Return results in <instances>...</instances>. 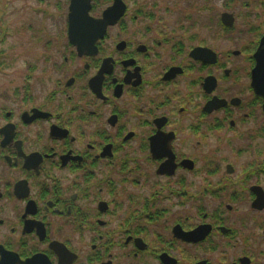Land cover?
I'll return each instance as SVG.
<instances>
[{
  "label": "flooded vegetation",
  "instance_id": "obj_1",
  "mask_svg": "<svg viewBox=\"0 0 264 264\" xmlns=\"http://www.w3.org/2000/svg\"><path fill=\"white\" fill-rule=\"evenodd\" d=\"M56 3L51 89L0 51V264H264V0Z\"/></svg>",
  "mask_w": 264,
  "mask_h": 264
},
{
  "label": "rangeland",
  "instance_id": "obj_2",
  "mask_svg": "<svg viewBox=\"0 0 264 264\" xmlns=\"http://www.w3.org/2000/svg\"><path fill=\"white\" fill-rule=\"evenodd\" d=\"M56 2L57 0H0V51L3 49L9 56L22 57V63L18 62L22 66L20 71L14 68L13 73H24L25 87L52 88V72L49 73L50 63L47 61L48 57H52V45L61 40L57 30L52 31V14H56V20L60 18L59 12L55 10ZM242 26L237 21V27ZM29 66L32 67L31 70L27 69ZM6 72L9 73L10 70ZM28 73H32V77L27 80ZM8 79L6 78L10 84ZM0 82L5 86L4 79L0 78Z\"/></svg>",
  "mask_w": 264,
  "mask_h": 264
},
{
  "label": "water",
  "instance_id": "obj_3",
  "mask_svg": "<svg viewBox=\"0 0 264 264\" xmlns=\"http://www.w3.org/2000/svg\"><path fill=\"white\" fill-rule=\"evenodd\" d=\"M71 16H72V15L70 14V18H71ZM70 23H72V20L70 21Z\"/></svg>",
  "mask_w": 264,
  "mask_h": 264
}]
</instances>
